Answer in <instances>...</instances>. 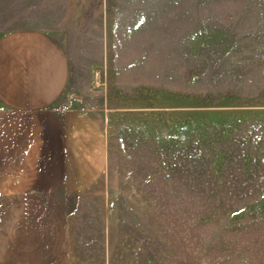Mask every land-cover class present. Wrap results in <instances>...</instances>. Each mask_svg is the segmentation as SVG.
Here are the masks:
<instances>
[{"label":"rangeland","instance_id":"obj_1","mask_svg":"<svg viewBox=\"0 0 264 264\" xmlns=\"http://www.w3.org/2000/svg\"><path fill=\"white\" fill-rule=\"evenodd\" d=\"M19 27L66 45L53 108L106 136L63 264H264V0L0 6V36Z\"/></svg>","mask_w":264,"mask_h":264},{"label":"crops","instance_id":"obj_2","mask_svg":"<svg viewBox=\"0 0 264 264\" xmlns=\"http://www.w3.org/2000/svg\"><path fill=\"white\" fill-rule=\"evenodd\" d=\"M70 79L67 47L50 32L19 27L0 36V264L65 263L76 252L73 207L103 187V128L84 110L53 108Z\"/></svg>","mask_w":264,"mask_h":264}]
</instances>
